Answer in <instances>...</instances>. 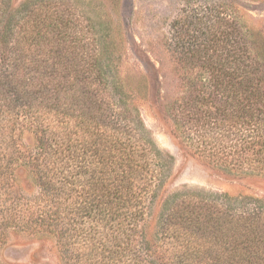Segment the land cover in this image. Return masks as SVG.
Returning <instances> with one entry per match:
<instances>
[{"label":"trees","instance_id":"1","mask_svg":"<svg viewBox=\"0 0 264 264\" xmlns=\"http://www.w3.org/2000/svg\"><path fill=\"white\" fill-rule=\"evenodd\" d=\"M10 1L0 0V248L25 234L53 237L61 264H264V197L167 191L174 158L111 83L92 19L61 0ZM209 9L202 41L182 48L213 38L215 57L182 80L170 132L215 167L264 177V33L233 4Z\"/></svg>","mask_w":264,"mask_h":264},{"label":"rangeland","instance_id":"2","mask_svg":"<svg viewBox=\"0 0 264 264\" xmlns=\"http://www.w3.org/2000/svg\"><path fill=\"white\" fill-rule=\"evenodd\" d=\"M21 0H11L15 7ZM90 17L100 38L99 50L111 83L118 86L139 115L144 131L156 146L171 154L167 191L184 187L230 195L264 197V177L256 174H233L213 166L208 160L184 148L170 132L168 104L186 95L184 78L199 76V65L214 58L213 38L205 48L184 50L202 41L203 26L198 19L210 21V7L215 2L233 4L239 22L264 33V0H61ZM207 8H204V7ZM209 11V12H208ZM181 18L183 21L176 22ZM217 31L227 37L228 26L221 22ZM264 45L260 34L255 36ZM171 114H176L172 110ZM24 140L25 146H30ZM17 186L26 194L22 180ZM154 215L149 222L148 237L154 235ZM6 247V248H5ZM0 248V260L12 264H61L55 239H37L25 234H9L7 246Z\"/></svg>","mask_w":264,"mask_h":264}]
</instances>
